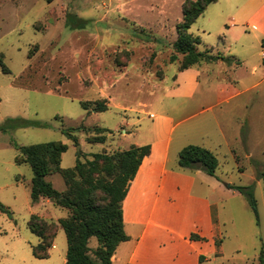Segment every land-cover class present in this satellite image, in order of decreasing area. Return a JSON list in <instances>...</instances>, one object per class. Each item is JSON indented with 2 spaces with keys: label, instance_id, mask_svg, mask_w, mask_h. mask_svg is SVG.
<instances>
[{
  "label": "rangeland",
  "instance_id": "1",
  "mask_svg": "<svg viewBox=\"0 0 264 264\" xmlns=\"http://www.w3.org/2000/svg\"><path fill=\"white\" fill-rule=\"evenodd\" d=\"M185 1L0 0V205L6 209H0V264H65L63 230L58 231L49 257L38 259L32 255L38 238L27 223L33 214L58 222L67 210L45 199L33 204L31 168L15 163L17 147L49 141L67 146L61 156L63 169L73 167L78 158L83 162L142 141L153 146L151 158L130 182L122 203L130 239L117 248L118 260L113 264H262L264 166L251 159H233L221 144L218 129L217 118L226 105L204 104L200 99L203 86L224 82L227 90L239 89L233 74L215 70L202 75L190 101L182 95L183 89L174 91L183 55L174 51L173 43ZM250 10L249 0H217L208 5L189 29L199 38L196 50L236 52L232 37L243 30L253 32L251 37L257 33L254 27L229 25L240 24ZM184 81L182 75L179 82ZM209 92L210 98L215 96V87ZM100 100L107 105L103 112L82 105ZM203 105L212 107L175 125L165 156L166 140L157 142L154 134L156 128L158 135L167 134V122L160 117L179 122ZM227 116L232 133V113ZM18 119L45 126L11 127V120ZM69 130L78 146L63 133ZM101 135L106 136L103 143L92 141ZM201 143L218 160L213 175L178 164L182 148ZM45 180L64 192L60 173L48 174ZM192 235L198 238L189 240ZM90 246H96L94 239ZM132 249L136 254L129 260Z\"/></svg>",
  "mask_w": 264,
  "mask_h": 264
},
{
  "label": "trees",
  "instance_id": "2",
  "mask_svg": "<svg viewBox=\"0 0 264 264\" xmlns=\"http://www.w3.org/2000/svg\"><path fill=\"white\" fill-rule=\"evenodd\" d=\"M216 0H187L182 5V19L176 26L177 40L173 43L176 53L183 55L179 71L186 70L201 62H213L219 56L212 55L209 49L197 51L200 42L197 36L189 33L191 25L201 16L208 5ZM264 48V37L261 40ZM264 65V58H263ZM84 108L93 112L107 109L104 101L84 102ZM91 105V108H90ZM44 124L27 120H11V127H44ZM99 133L105 129L98 128ZM72 130L63 131L67 138L78 146ZM105 135L94 137V143H103ZM67 146L60 141H49L31 146L17 147L15 163H26L32 171L30 196L32 203L46 199L53 205L66 209L67 215L58 222L47 221L38 215H31L28 229L38 238L32 247V255L38 259L49 257V249L61 229L65 233L67 251L65 264H111V258L118 245L128 240L124 231L122 202L128 186L134 179L142 160L150 154V145L131 146L128 150L113 153H97L92 159H77L73 167L63 169L61 156ZM78 157L81 151L77 152ZM178 164L182 168L202 169L213 175L218 167L215 154L198 145H187L179 152ZM51 173H60L65 184L64 192L56 191L45 180ZM264 185V170L260 173ZM240 191H246L239 188ZM247 192V191H246ZM249 201L256 212V204L251 195ZM2 211L6 209L0 205ZM198 238L192 235L190 239ZM96 246H90V240ZM261 263L264 261L261 258Z\"/></svg>",
  "mask_w": 264,
  "mask_h": 264
},
{
  "label": "crops",
  "instance_id": "3",
  "mask_svg": "<svg viewBox=\"0 0 264 264\" xmlns=\"http://www.w3.org/2000/svg\"><path fill=\"white\" fill-rule=\"evenodd\" d=\"M249 4H251L250 13L248 15H246L247 13L244 15L245 17L241 19V23H238V25L236 26L235 24L230 22L229 26L231 28L236 27L241 29H244L245 27L248 29L254 27V31H256L257 34H253V36L251 37V33L253 32H247L243 30L238 37H232L230 43L231 45L237 47L238 50L235 52L230 49L228 50L227 55H223L219 52L215 53L213 48L209 49L211 51V54L219 56V59L213 62H201L186 70L180 71L179 75L176 78V87L174 91L183 89L184 93L182 95L188 101H190L191 99H193L196 91L198 90V87L200 85L199 79L202 75H208L210 72L214 73L215 70H218L226 76H229L232 73L233 82H235L236 85L239 86V89H235L232 87L231 90H227V84H225L224 82H221L220 84L216 83L207 87L203 86L200 99L204 104L212 102L213 106L226 105L225 111L223 110L224 112L218 115V129L221 138V144L224 147L228 148V151L232 155L233 159H251L255 160L257 165L264 166V57L262 56V54L264 53V48L261 47V40L264 37V0H249ZM231 21H234V19L231 18ZM252 39H257V44H251L250 41ZM257 46L260 47L261 50L257 48ZM229 47L231 46L229 45ZM182 75H185L184 83L179 82V79ZM218 78L219 77H217L216 79ZM209 87H213V90H210ZM214 87L216 89V92H214ZM257 90L260 91L259 94L255 96L248 95V93ZM209 91L214 92L215 96L213 95L210 98L211 94ZM207 94H209V96ZM258 101L262 102L263 104L256 107L255 103L258 104ZM250 103L253 104V107L248 106V104ZM211 107L212 105H203L200 110L188 113L186 117L181 119L179 122H174L172 118H168L165 116L160 117L162 121L167 122V134L165 137L164 135H158L157 128L154 130V134L157 142L166 140V146L164 149L165 156L168 152L169 144L171 141L170 134L175 125L183 120H192L197 117L198 114L209 111L208 109H210ZM229 112L232 113L233 127L235 129V131L232 133L227 127V120H229L227 114ZM223 128H225V130ZM146 143L147 142L142 141L140 143H137L136 145H132H150V154L142 160L133 180L137 179L139 174L143 171L144 163L149 160L153 154V146L151 145V143ZM203 146L204 145L202 144L201 147ZM162 162L163 165L162 169L160 170L161 177L164 176V164L166 162V158H164ZM150 166L152 167L153 165ZM151 167L150 171L153 172ZM128 191L129 186L124 200L128 195ZM41 200L43 199H40V201ZM122 214L124 223L123 206ZM127 236L129 240L130 237L129 235ZM189 240L191 239L189 238ZM127 241H124L122 243H125ZM141 242L142 240L141 238H139L136 243L137 248L139 247ZM122 243H120L118 247ZM52 247H54V245ZM116 250L111 258V264L118 260ZM135 254L136 249H132L129 255V260H131Z\"/></svg>",
  "mask_w": 264,
  "mask_h": 264
},
{
  "label": "built area",
  "instance_id": "4",
  "mask_svg": "<svg viewBox=\"0 0 264 264\" xmlns=\"http://www.w3.org/2000/svg\"><path fill=\"white\" fill-rule=\"evenodd\" d=\"M262 56L264 57V53L262 54Z\"/></svg>",
  "mask_w": 264,
  "mask_h": 264
}]
</instances>
